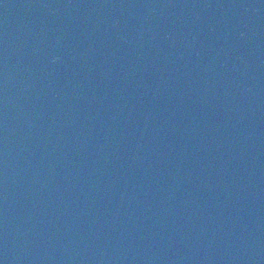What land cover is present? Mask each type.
<instances>
[{"label":"water","instance_id":"1","mask_svg":"<svg viewBox=\"0 0 264 264\" xmlns=\"http://www.w3.org/2000/svg\"><path fill=\"white\" fill-rule=\"evenodd\" d=\"M0 264H264V0H0Z\"/></svg>","mask_w":264,"mask_h":264}]
</instances>
